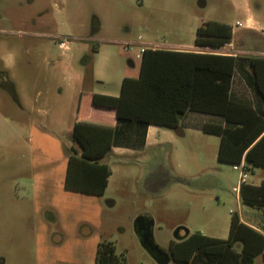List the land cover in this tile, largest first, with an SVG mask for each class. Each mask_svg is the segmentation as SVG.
Here are the masks:
<instances>
[{
    "label": "rangeland",
    "instance_id": "rangeland-1",
    "mask_svg": "<svg viewBox=\"0 0 264 264\" xmlns=\"http://www.w3.org/2000/svg\"><path fill=\"white\" fill-rule=\"evenodd\" d=\"M249 16L261 34L264 0H0V264H94L100 243L119 264H158L142 238L169 254L178 228L225 240L233 215L257 221L239 199L240 171L201 130L221 120L196 113L185 133L158 127L148 146L105 157L102 196L62 186L80 93L116 97L137 77L140 49L191 52L206 22L232 28L233 52H217L245 56L237 49L259 43L242 41ZM246 177L259 185L264 169Z\"/></svg>",
    "mask_w": 264,
    "mask_h": 264
},
{
    "label": "trees",
    "instance_id": "trees-1",
    "mask_svg": "<svg viewBox=\"0 0 264 264\" xmlns=\"http://www.w3.org/2000/svg\"><path fill=\"white\" fill-rule=\"evenodd\" d=\"M228 25L206 22L195 31L193 45L211 52L145 49L136 78H123L116 98L91 95V106L114 113L115 128L83 120L86 97L81 93L71 131L72 146L67 155L63 189L87 196H102L111 176L101 161L112 147L130 143L144 145L146 129L153 125L176 129L186 113L220 119L205 123L204 134L217 136L216 159L236 166L243 160L247 171L264 169V57H234L218 51L231 43ZM242 66L243 78L260 110L229 97L234 69ZM248 69V72L245 69ZM244 207L256 220L230 219L225 240L200 233L169 245L171 261L177 264H253L264 261V181L245 184L239 191ZM94 264H119L109 243L97 245Z\"/></svg>",
    "mask_w": 264,
    "mask_h": 264
},
{
    "label": "crops",
    "instance_id": "crops-1",
    "mask_svg": "<svg viewBox=\"0 0 264 264\" xmlns=\"http://www.w3.org/2000/svg\"><path fill=\"white\" fill-rule=\"evenodd\" d=\"M246 22H247V25L243 26V28L247 34L243 37L242 41H244L245 37L254 35L259 40V43H258V45H255V47L252 51H250V49L247 46H243V47L238 48L236 52H238L239 54H241V53L246 54L245 56H238V57H264V33L257 34L256 32L252 31L253 29L255 30V28H253V26H251V25L256 24V23L254 22V20L251 16H249L247 18ZM243 44L245 45L246 41ZM231 45H232V43L226 45L225 47H223L222 49H220L218 51L223 50V51L231 52L232 50L226 49V47H231ZM153 49H155V48H153ZM171 51L190 52V51L182 50L179 47H176L175 49H172ZM201 51L211 52V50L200 49V48H196V47L191 52H201ZM215 52H217V51H215ZM248 52H251V53H248ZM221 54H227V55H232L234 57H237V55L234 53H221ZM140 58H141V56H140V52H139V55H136V59L139 60V63L137 66V76H138V72H139ZM129 65H130V68H134L133 63L130 62ZM242 72H244V70H243V67L241 65L237 66L234 69V73H233L232 80H231L229 97L233 101L241 102V103L250 105L253 109L260 110L261 109L260 105L257 103V100L254 97L253 92L251 91V89L248 87V85L244 81ZM91 95L107 96V97H112V98H116L118 96L117 95L116 97H113V96L102 95V94H91ZM91 95L88 96V98L86 99L87 108L86 107L84 108V111L82 114V119L83 120H89V121L101 122L103 124H107L108 126L112 127V129L115 128L116 123H115L114 113L109 112V111H104L101 109H96V108L92 107L91 106ZM77 107H78V102H77ZM77 107H76L75 114L73 117V123L75 121ZM187 116H188V114L186 113L183 116V118L180 120L178 127L174 130H176L178 132L185 133V130L187 129V127H189V125L183 123L184 120L187 118ZM73 123H72V126H73ZM207 123H221V122H219L218 120H213L212 118H210V122H207ZM204 124L205 123H203V125ZM156 128H158V127L153 126V125H150L147 127L146 135H145V139H144V145L142 147L148 146L149 142L151 141L150 140L151 137L158 135V133H156ZM154 142H155V140H154ZM159 143H161V142H159ZM162 144L169 145V142H162ZM137 148H141V147L139 145H134L133 143H130V145L127 147H112L109 155H118L119 153L134 151V149H137ZM179 238H181V239L184 238L183 232L179 233Z\"/></svg>",
    "mask_w": 264,
    "mask_h": 264
},
{
    "label": "water",
    "instance_id": "water-1",
    "mask_svg": "<svg viewBox=\"0 0 264 264\" xmlns=\"http://www.w3.org/2000/svg\"><path fill=\"white\" fill-rule=\"evenodd\" d=\"M138 221L139 220H137L135 223L136 228H137ZM180 232L184 233V238L189 235L188 230H186L184 228H178L174 232V238L176 239V241L181 240V238H179V236H178V234ZM141 243H142V246L144 247V249L150 255H152V257L155 259V261H157L158 264H167L171 260V255L159 250V248L153 243L151 236H147L145 238H142Z\"/></svg>",
    "mask_w": 264,
    "mask_h": 264
},
{
    "label": "built area",
    "instance_id": "built-area-1",
    "mask_svg": "<svg viewBox=\"0 0 264 264\" xmlns=\"http://www.w3.org/2000/svg\"><path fill=\"white\" fill-rule=\"evenodd\" d=\"M245 25H247V22H245ZM237 26L238 27H241L242 25L241 24H238ZM259 31L261 33H264V27L263 28H260ZM129 45H135V44H127L126 45V50L129 47ZM140 45H142V44H140ZM64 47L65 46H64V43L63 42L59 43V48H64ZM145 49H148V48L145 47V48L140 49V51H139L140 52V56H141L142 52ZM233 169L240 171L239 179H238V184H237V191H238V195H239V191H240L241 186H243V185L246 184V179H247L246 172H247V169H246V165H245V163H244L243 160L241 161V163L239 165L233 166Z\"/></svg>",
    "mask_w": 264,
    "mask_h": 264
},
{
    "label": "flooded vegetation",
    "instance_id": "flooded-vegetation-1",
    "mask_svg": "<svg viewBox=\"0 0 264 264\" xmlns=\"http://www.w3.org/2000/svg\"><path fill=\"white\" fill-rule=\"evenodd\" d=\"M59 45V44H58ZM2 76V75H1ZM178 236H179V234H178Z\"/></svg>",
    "mask_w": 264,
    "mask_h": 264
}]
</instances>
